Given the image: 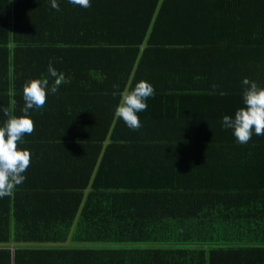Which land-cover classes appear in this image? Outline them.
<instances>
[{"label": "trees", "instance_id": "16d2710c", "mask_svg": "<svg viewBox=\"0 0 264 264\" xmlns=\"http://www.w3.org/2000/svg\"><path fill=\"white\" fill-rule=\"evenodd\" d=\"M0 2V125L64 76L27 112L0 264H264V135L220 126L242 78L264 88V0ZM130 75L153 87L135 130L112 124Z\"/></svg>", "mask_w": 264, "mask_h": 264}, {"label": "clouds", "instance_id": "9594fccd", "mask_svg": "<svg viewBox=\"0 0 264 264\" xmlns=\"http://www.w3.org/2000/svg\"><path fill=\"white\" fill-rule=\"evenodd\" d=\"M69 3L82 8L89 6V0H69ZM50 6L58 9L56 0H50ZM48 77L52 78L51 85ZM133 79L130 75L119 92V99L113 110V126L119 120L129 129L140 127L137 114L146 109V99L153 94V87L144 80L133 83ZM63 80V74L49 64L47 77L31 79L22 87L24 115L11 116L0 125V197L10 195L13 188L25 179L23 173L29 165L30 153L27 149L18 148L17 143L33 130V123L27 115L28 110L42 107L46 93H55ZM241 84L244 86L241 92L243 107L237 108L231 116L222 115L220 126L230 130L235 141L243 144L252 135H264V88L258 87L246 77L242 78Z\"/></svg>", "mask_w": 264, "mask_h": 264}, {"label": "crops", "instance_id": "0c3cea01", "mask_svg": "<svg viewBox=\"0 0 264 264\" xmlns=\"http://www.w3.org/2000/svg\"><path fill=\"white\" fill-rule=\"evenodd\" d=\"M1 5H4V4L2 2H0V15H1V12H2V9H3L2 8L3 6H1ZM192 54L194 56V53H192ZM154 71H155V69H154ZM168 80L169 79H166L165 76L162 75L160 69L157 67V72L156 71L154 72V76H153V79H152L151 83H169ZM172 81L175 83L174 80H172ZM176 83H178V82H176Z\"/></svg>", "mask_w": 264, "mask_h": 264}]
</instances>
